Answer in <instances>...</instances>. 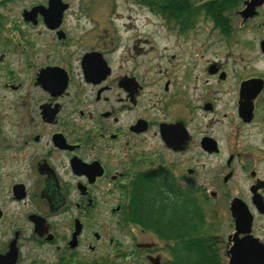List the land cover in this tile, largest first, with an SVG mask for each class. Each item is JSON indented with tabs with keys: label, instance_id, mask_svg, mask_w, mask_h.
<instances>
[{
	"label": "flooded vegetation",
	"instance_id": "flooded-vegetation-1",
	"mask_svg": "<svg viewBox=\"0 0 264 264\" xmlns=\"http://www.w3.org/2000/svg\"><path fill=\"white\" fill-rule=\"evenodd\" d=\"M133 1L144 23H100L83 0H33L6 25L0 264H99L104 208L133 238L119 259L156 264L149 235L170 257L169 242L129 218L137 192L155 187L209 219L228 258L238 240L264 244V30L256 41L235 39L263 26L264 0L246 19L249 0L224 11L222 25L206 14L205 23L166 24L181 56L157 66L150 22L162 13Z\"/></svg>",
	"mask_w": 264,
	"mask_h": 264
},
{
	"label": "trees",
	"instance_id": "trees-1",
	"mask_svg": "<svg viewBox=\"0 0 264 264\" xmlns=\"http://www.w3.org/2000/svg\"><path fill=\"white\" fill-rule=\"evenodd\" d=\"M240 1L209 0L194 7L187 0H150L154 9L176 23H185L192 17L206 14L216 25L227 23L224 11L238 7ZM137 194L134 216L129 213L130 222L169 242L167 248L171 259L162 264H225L219 241L208 233L209 224L200 211L195 214L197 216L191 210L177 213L172 201L156 187L140 190Z\"/></svg>",
	"mask_w": 264,
	"mask_h": 264
},
{
	"label": "rangeland",
	"instance_id": "rangeland-1",
	"mask_svg": "<svg viewBox=\"0 0 264 264\" xmlns=\"http://www.w3.org/2000/svg\"><path fill=\"white\" fill-rule=\"evenodd\" d=\"M33 0H0V43L3 37H5L11 30L6 25L15 24L16 18L18 17L17 13L22 7H26L24 3H30ZM83 6L96 9V12L99 10V22L100 23H106L110 22V19L107 20V17L113 19H119L118 22L120 23H131L132 19H138L137 24L144 23L142 21V15L143 13H138L137 9H139V6L134 3L133 0H83ZM194 1V0H192ZM202 0H195V2H200ZM213 1V0H212ZM74 7H78L80 4V0H73ZM243 0L240 1L239 6L233 8V10H239L242 8ZM111 8H116V11H112ZM140 10V9H139ZM112 15V16H111ZM205 16V15H204ZM203 15H199L198 19L199 22L205 23L206 21L202 20ZM237 19L239 20L238 23H240V16L236 14ZM120 17H123L120 19ZM225 17V15H224ZM205 19H208L207 17ZM225 21L227 19L225 18ZM236 19H233V22H235ZM261 24H263L262 27H253V30L250 31H241L237 30L235 32V39H244L248 41H256V39H259L261 31L264 30V15L257 20ZM186 22L191 23L192 20H187ZM185 22V23H186ZM195 22V21H194ZM146 23V22H145ZM176 22L171 20L165 15H156L154 12L151 15V53L150 57L153 62V66H157L155 61L161 62L163 59V56L171 57L172 55H179L178 53H181V50L178 51V48H181V42L178 38L175 31L167 30L168 25H172ZM195 23H198L196 21ZM207 23L212 24L210 19L207 21ZM169 28V27H168ZM147 30V29H144ZM252 44V43H250ZM254 44V43H253ZM251 49V48H250ZM174 61H178V57L174 59ZM2 81L1 78V67H0V118L4 117L6 109L5 101L1 102V95L4 93L2 90ZM150 197V195H147ZM174 198L171 199L172 205L175 208L177 213L184 214L185 211L189 213L188 209L185 206H180L179 204H173ZM171 204V203H170ZM188 210V211H187ZM223 210L220 213L221 221L224 226L227 225L226 218L222 217ZM115 218L109 215L108 208L101 209V212L99 213V232L103 234L102 242H100V245H105L99 247V264H128L124 261V257L119 259V256L117 255L118 249L121 247L122 249H125L122 253H130L132 250V244H133V238L132 235H130L129 230L126 231L119 229L117 225H115ZM207 222L210 223V220L208 219ZM149 243L152 245L154 244L157 246V250L150 251L153 258H159L161 262H165L168 259H170L169 255L165 253L162 250L163 242L159 241L155 236L149 235ZM110 239H114L115 245H113L110 241ZM138 241L142 242L145 239V237H140L137 239ZM119 243V246L116 245ZM145 253V251L143 250ZM143 253V254H144ZM221 256L225 262V264H228V257L225 255L224 251H221ZM143 257V255H142ZM135 261L134 258H131L130 263H133Z\"/></svg>",
	"mask_w": 264,
	"mask_h": 264
},
{
	"label": "water",
	"instance_id": "water-1",
	"mask_svg": "<svg viewBox=\"0 0 264 264\" xmlns=\"http://www.w3.org/2000/svg\"><path fill=\"white\" fill-rule=\"evenodd\" d=\"M261 2L262 0L247 1L245 9L241 11V15L245 19L253 16L255 8ZM50 7H55V3L51 2ZM230 253L228 264H264V244L253 238L236 241ZM159 263L160 259L156 258V264Z\"/></svg>",
	"mask_w": 264,
	"mask_h": 264
}]
</instances>
